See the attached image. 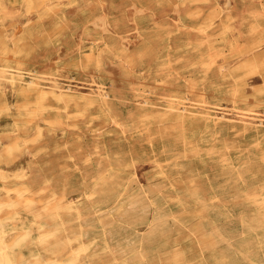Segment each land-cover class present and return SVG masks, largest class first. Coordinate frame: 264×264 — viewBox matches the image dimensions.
<instances>
[{
	"label": "rangeland",
	"instance_id": "1",
	"mask_svg": "<svg viewBox=\"0 0 264 264\" xmlns=\"http://www.w3.org/2000/svg\"><path fill=\"white\" fill-rule=\"evenodd\" d=\"M0 136L14 264H264V0H0Z\"/></svg>",
	"mask_w": 264,
	"mask_h": 264
},
{
	"label": "bare ground",
	"instance_id": "2",
	"mask_svg": "<svg viewBox=\"0 0 264 264\" xmlns=\"http://www.w3.org/2000/svg\"><path fill=\"white\" fill-rule=\"evenodd\" d=\"M84 6H85V5H84ZM176 10H177V9H176ZM141 11H142V10H141ZM218 27H219V26H218ZM120 66H121V65H120ZM121 74H122V73H121ZM125 81H126V80H125ZM32 83H33V82H32ZM67 88H68V87H67ZM186 99H187V98H186ZM143 102L146 103L145 100H144ZM203 102H204V101H203ZM204 103H205V102H204ZM204 103H203V104H204ZM146 104H147V103H146ZM210 105H211V104H210ZM202 107H203V106H202ZM183 109H184V108H183ZM210 109H211V108H210ZM181 112H182V111H181ZM200 114H202V113H200ZM203 114H204V113H203ZM213 116H214V115H213ZM221 116H223V115H221ZM221 116H220V117H221ZM53 118H54V117H53ZM221 118H224V117H221ZM58 119H59V118H58ZM213 119H214V118H213ZM121 122H122V121H121ZM54 124H55V123H54ZM116 124H117V123H116ZM62 125H63V124H62ZM57 126H58V125H57ZM57 126H56V128H57ZM86 127H87V126H86ZM86 129H87V128H86ZM70 130H71V129H70ZM33 131H34V130H33ZM39 131H40V130H39ZM70 132H71V131H70ZM123 133H124V132H123ZM14 135H15V134H14ZM0 138H2V136H0ZM61 139H62V138H61ZM8 141H9V140H8ZM44 141H45V140H44ZM144 141H145V140H144ZM6 142H7V140H6ZM40 142H42V141H40ZM4 143H5V142H4ZM38 143H39V142H38ZM37 145H38V144H37ZM30 147H31V145H30ZM28 148H29V147H28ZM100 151H101V150H100ZM85 152H86V151H85ZM15 154H16V153H15ZM15 154H14V155H15ZM19 154H20V151H19ZM81 154H82V152H81ZM16 155H17V154H16ZM75 155H76V154H75ZM75 155H74V156H75ZM83 155H84V154H83ZM81 156H82V155H81ZM14 157H15V156H14ZM175 157H176V156H175ZM12 158H13V157H12ZM104 164H106V163H104ZM103 166H104V165H103ZM100 170H101V169H100ZM87 172H89V171H87ZM87 172L85 171V173H87ZM90 172H91V171H90ZM64 175H65V174H64ZM94 177H95V176H94ZM94 177H93V178H94ZM34 178H35V177H34ZM40 178H41V177H40ZM23 180H24V179H23ZM29 180H30V179H29ZM104 180H105V179H104ZM30 181H31V180H30ZM178 182H179V181H178ZM178 182H177V183H178ZM23 184L25 185L26 183L23 182ZM86 184H87V183H86ZM48 185H49V184H48ZM48 185H47V186H48ZM22 186H23V185H22ZM43 186L45 187V185H43ZM43 186H42V187H43ZM47 186H46V189H47L48 187H50V185H49L48 187H47ZM5 187H6V186H5ZM16 187H17V186H16ZM40 187H41V186H40ZM44 187H43V188H44ZM43 188H42V191H43ZM12 189H14V188H12ZM18 189H19V188H18ZM26 189H27V188H26ZM46 189H45V190H46ZM188 189H189V188H188ZM9 190H10V189H9ZM14 190H15V189H14ZM40 190H41V189H40ZM20 191H21L20 193L22 194L25 190H23V191L20 190ZM42 191H41V192H42ZM61 191H63V190H61ZM15 192H16V191H15ZM25 192H26V191H25ZM31 192H33V191H31ZM34 192L36 193V190H35ZM20 193H19V194H20ZM35 193H33V195H31L32 193L29 194V195L34 196ZM39 193H40V192H39ZM45 193H46V192H45ZM61 193H62V192H61ZM14 194H15V193H14ZM14 194H13V195H14ZM89 194H90V193H89ZM5 195H6V194H5ZM7 195H8V194H7ZM27 195H28V194H27ZM27 195H26V196H27ZM90 195H91V194H90ZM11 196H12V195H11ZM16 196H18V193H17ZM20 196H21V195H20ZM43 196H44V194H43ZM45 196H46V194H45ZM47 196H48V195H47ZM52 196L54 197V195H52ZM5 197H6V196H5ZM5 197L2 198V196H1L2 199H4ZM8 197H9V196H8ZM8 197H6V198H8ZM14 197H15V196H14ZM40 197H41V195L39 196V198H40ZM60 197H61V196H60ZM20 198H21V197H20ZM25 198H26V197H25ZM30 198H31V197H30ZM33 198H34V197H33ZM44 198L46 199L47 197H44ZM49 198H50V196H49ZM49 198H48V199H49ZM2 199L0 200V202L2 201ZM14 199H16V198H14ZM23 199H24V197H23ZM23 199H22V200H23ZM40 199H43V198L41 197ZM48 199H46V200H48ZM28 200H29V199H28V197H27V199H25V203L27 202V204L24 203V205H28V204L30 205V203L28 202ZM34 200H35V199H34ZM36 200L38 201V203H37ZM36 200H35V201H36L37 205H39V203H40V202H39V199L36 198ZM61 200H62V199H61ZM3 201H6V200L4 199ZM30 201H31V200H30ZM40 201H41V200H40ZM53 201H54V200H52V202H53ZM56 201H57V200H56ZM56 201H55V203H56ZM91 201H92V200H91ZM201 201H203V200L201 199ZM20 202H21V201H20ZM22 202H23V201H22ZM31 202H32V201H31ZM52 202H51V201L49 202V203H51V206H52L53 204H55V203L52 204ZM58 202H60V200H59ZM223 202H224V201H223ZM33 204H34V208H35L36 205H35L34 201H33V203H32V207H33ZM46 204H47V205L45 206L46 208H44V209H47L48 202H46ZM61 204H62V203H61ZM64 204H66V203L64 202ZM20 205H21V203H20ZM24 205H23V206H24ZM43 205H44V204H43ZM43 205H42V206H43ZM49 205H50V204H49ZM59 205H60V204H59ZM23 206H21V207H23ZM51 206H50V207H51ZM55 206H56V205H55ZM55 206L53 207L54 210H55L56 207H58V205H57L56 207H55ZM61 206H62V205H61ZM77 206H78V205H77ZM4 208H5V207H4ZM38 208H39V207H37V209H36V208L33 209V211H34V210H37V211H35V212L31 211V212H33V213H37V212H39L40 210H38ZM40 208H41V205H40ZM29 209L32 210L31 207H30ZM79 209H80V208H79ZM2 210H3V212H5L6 208H5V210H4V209H2ZM26 210H27V209H26ZM30 210H29V211H30ZM48 210H49V208H48ZM12 211H13V210H12ZM23 211H24V210H23ZM51 211H52V207H51ZM9 212H10V211H9ZM48 212H49V211H48ZM6 214H8V211H7V213H5V215H6ZM41 214L43 215L44 213H43V212H42V213L40 212L39 215H41ZM45 214H46V213H45ZM92 214H93V213H92ZM42 215H41V216H42ZM171 215H172V214H171ZM3 216H4V215H3ZM34 216H35V214H34ZM37 216H38V215H37ZM37 216H36V217H37ZM41 216H40V217H41ZM83 216H85V215H83ZM167 216H168V215H167ZM0 217H1V216H0ZM38 218H39V217H38ZM36 219H37V218H36ZM40 219H41V218H40ZM46 219H47V217H46ZM46 219H43V220L45 221ZM49 219H50V218H48V220H49ZM52 219H53V218H52ZM52 219H51V221H52ZM157 219H158V218H157ZM157 219H156V220H157ZM159 219H160V218H159ZM37 220H38V219H37ZM38 221H39V220H38ZM13 222H14V221H12V223H13ZM16 222H17V221H16ZM152 222H153V221H152ZM14 223H15V222H14ZM48 223H49V222H48ZM50 223H51V222H50ZM49 226H50V225H49ZM31 227H32V226H31ZM29 229H30V228H29ZM37 229H38V228H37ZM51 229H52V228H51ZM30 230L32 231V229H30ZM43 230H44V228L41 229V230H39V231H43ZM46 230H47V229H45V231H46ZM49 230H50V229H49ZM31 231H30V232H31ZM16 232H17V231H16ZM24 232H25V231H24ZM204 232H205V231H204ZM18 233H20V232L18 231ZM49 233H50V232H49ZM14 234H16V233H14ZM14 234H13V235H14ZM77 234H79V233H77ZM10 235H11V234H9V236H10ZM13 235H11L10 237H13ZM43 235H44V234H43ZM45 235H46V233H45ZM53 235H54V234H53ZM9 236H8V237H9ZM40 236H41V235H40ZM46 236H47V235H46ZM48 236H49V235H48ZM109 236H110V235H109ZM3 237H4V236H3ZM8 237H7V238H8ZM10 237H9V238H10ZM20 237H21V236H20ZM17 239H19V237H18ZM65 239H68V238H65ZM252 239H255V241H256V245H257V252H259V248L261 247V245L264 244V241L261 239V235L258 234V233H256V234H254V235L252 236ZM28 240L30 241V239H28ZM53 240H54V239H53ZM9 241H11V240H9ZM9 241H7V242H9ZM66 241H67V240H66ZM122 241H123V240H122ZM7 242H6V243H7ZM16 242H17V241H16ZM27 242H28V241H27ZM48 242H49V241H48ZM9 243H10V242H9ZM9 243H8V244H9ZM17 243H19V242H17ZM197 243H198V242H197ZM64 244H65V243H64ZM44 245H45V244H44ZM96 245H97V244H96ZM72 246H73V245H72ZM44 247H45V246H44ZM79 247H80V246H79ZM139 248H140V247H139ZM69 249H70V248H68V251H69ZM93 249H94V248H93ZM63 250H64V249H63ZM77 250H78V249H77ZM77 250H76V251H77ZM72 251H73V250H72ZM64 252H65V251H64ZM64 252H62V254H64ZM83 252H84V251H83ZM112 252H113V251H112ZM57 253H58V252H57ZM59 253H60V252H59ZM113 253H114V252H113ZM20 254H21V253H20ZM60 254H61V253H60ZM55 255H56V254H55ZM36 256H37V255H36ZM36 256H35V257H36ZM46 256H47V255H46ZM141 256H142V255H141ZM39 257H40V256H39ZM39 257H38V258H39ZM16 258H18V257H16ZM45 258H46V257H45ZM61 258H62V257H61ZM31 259H32V258H31ZM115 259H116V258H115ZM17 260H18V259H17ZM47 260H48V259H47ZM49 260H51V259H49ZM71 260H72V259H71ZM15 261H16V260H15ZM18 261H19V260H18ZM18 261H17V262H18ZM29 261H30V259H29ZM32 261H33V260H32ZM35 261H37V260H35ZM59 261H60V260H59ZM69 261H70V260H69ZM72 261H73V260H72ZM72 261H70V262H72ZM38 262H39V260H38ZM70 262H69L68 264H70ZM66 263H67V262H66ZM72 263H73V262H72ZM0 264H14V262L12 261L11 256H10L9 254H5V252H4V247H3L2 245H0ZM61 264H62V263H61Z\"/></svg>",
	"mask_w": 264,
	"mask_h": 264
}]
</instances>
